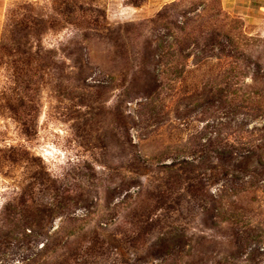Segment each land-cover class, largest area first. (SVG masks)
I'll use <instances>...</instances> for the list:
<instances>
[{"label": "rangeland", "instance_id": "rangeland-1", "mask_svg": "<svg viewBox=\"0 0 264 264\" xmlns=\"http://www.w3.org/2000/svg\"><path fill=\"white\" fill-rule=\"evenodd\" d=\"M0 264H264V0H0Z\"/></svg>", "mask_w": 264, "mask_h": 264}]
</instances>
